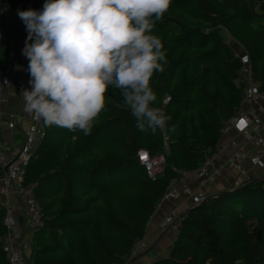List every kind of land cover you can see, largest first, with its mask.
Returning <instances> with one entry per match:
<instances>
[{
  "label": "trees",
  "instance_id": "trees-1",
  "mask_svg": "<svg viewBox=\"0 0 264 264\" xmlns=\"http://www.w3.org/2000/svg\"><path fill=\"white\" fill-rule=\"evenodd\" d=\"M150 19L166 56L163 71L150 78L152 106L167 118L165 126L140 131L115 87L106 90L88 135L42 121L23 181L34 185L41 210L29 264H125L131 257L163 193L215 148L224 122L240 108L241 59L223 30L242 47L264 90V0H171L160 20ZM6 62L0 41V70ZM139 150L163 153V172L149 178ZM242 185L189 207L167 253L146 264H264V175ZM3 214L0 264H9L1 248Z\"/></svg>",
  "mask_w": 264,
  "mask_h": 264
},
{
  "label": "clouds",
  "instance_id": "clouds-1",
  "mask_svg": "<svg viewBox=\"0 0 264 264\" xmlns=\"http://www.w3.org/2000/svg\"><path fill=\"white\" fill-rule=\"evenodd\" d=\"M170 2L44 0L39 10L18 9L28 33L24 110L46 126L88 135L106 90L115 87L140 131L162 129L167 118L152 106L150 78L163 71L166 56L150 18L160 20Z\"/></svg>",
  "mask_w": 264,
  "mask_h": 264
},
{
  "label": "built area",
  "instance_id": "built-area-1",
  "mask_svg": "<svg viewBox=\"0 0 264 264\" xmlns=\"http://www.w3.org/2000/svg\"><path fill=\"white\" fill-rule=\"evenodd\" d=\"M40 1L43 5L44 0ZM32 7V0H23L15 5L0 2V21L3 27H24L17 10ZM13 56V53L8 54L7 62L0 70V115L8 91L22 89V83L15 79L9 70V61ZM240 59L241 65L235 78L236 85L242 90L240 108L224 122L215 148L198 166L179 172L176 180L180 187L171 184L161 196L157 207L162 202L174 201L182 196H185L192 206L196 205L208 196L205 193L206 189L219 178L226 180L228 173H242V160L245 156L253 166L258 165L264 158V90L260 89L252 75L247 55L243 54ZM8 117L7 127L11 130L16 129L14 113H9ZM230 130H235L243 141L239 143L228 138ZM43 134L42 120L32 116L31 124L22 133V139L18 144L9 143L0 136V209L4 212L2 221L5 226L1 248L9 264H29L31 238L41 223V210L34 196V185L24 184L23 181L28 160ZM245 146L250 148V155L245 154ZM137 159L149 178L153 179L163 172L165 166L163 153L151 156L147 151L139 150ZM249 179L250 176L246 175L245 182ZM191 180L195 182L192 188L187 185ZM245 182L239 183L235 180L233 185L237 187ZM179 214L173 208L164 217V226L173 236ZM140 242L141 240L134 244L131 257Z\"/></svg>",
  "mask_w": 264,
  "mask_h": 264
},
{
  "label": "crops",
  "instance_id": "crops-1",
  "mask_svg": "<svg viewBox=\"0 0 264 264\" xmlns=\"http://www.w3.org/2000/svg\"><path fill=\"white\" fill-rule=\"evenodd\" d=\"M32 1L33 9L39 10L42 7L40 0ZM27 35L28 33L25 29V25L22 28H4L2 26L0 29V41L7 48V58L8 54H14L9 61V70L14 75L15 79L22 83V89L20 91H8L6 103L1 108L0 136L7 139L9 143L13 144H18L21 141L22 133L25 132L32 121V115L24 110V101L21 94L25 88L30 87L28 83L29 73L27 72L28 60L24 55H22V48L24 47ZM9 113H14L15 115L14 123L16 129L14 130L7 127ZM227 137L232 138L239 143L243 141V138L236 133L235 130H230ZM250 152V148L245 146V154L250 155ZM242 171V173H228L226 180L219 178L216 183L208 186L205 193L207 195H211L219 191L231 189L234 187L233 183L235 180L239 183L245 182L246 175H249L250 178H256L264 175V158L261 159V162L258 165L253 166L245 156L242 160ZM177 183V180H173L171 184L177 185ZM194 184V180L187 182V185L190 188H192ZM177 187H180V184H178ZM190 206H192V204L185 196H182L174 201L162 202L158 207L156 206L147 223L145 236L141 239V242L144 243L143 246L146 245L145 239L147 242L150 241V244L136 256V260L133 264H146L164 256L162 254L165 251H168L173 237L171 232L164 226V217L173 208H175L179 213H183Z\"/></svg>",
  "mask_w": 264,
  "mask_h": 264
},
{
  "label": "rangeland",
  "instance_id": "rangeland-1",
  "mask_svg": "<svg viewBox=\"0 0 264 264\" xmlns=\"http://www.w3.org/2000/svg\"><path fill=\"white\" fill-rule=\"evenodd\" d=\"M222 35H223V38H224V40H225V42L227 43V44H229L232 48H233V50H234V52L239 56V57H241V56H243V54L245 53L244 52V50L242 49V47L240 46V45H238L237 44V42H235L230 36H228V34L223 30L222 31ZM191 207V206H190ZM172 234V233H171ZM173 236V235H172ZM171 240V239H170ZM172 240H173V237H172ZM145 242H146V247L145 246H143V244L144 243H142V242H140V245H139V247H138V249L136 250V252H135V254H133V256L130 258V259H128L127 261H126V264H133L134 262H135V260H136V256L141 252V251H143L144 249H146L148 246H149V244H150V241H146V239H145ZM162 253V252H161ZM167 252L165 251L162 255H165ZM161 255V254H160ZM161 255V256H162ZM134 259V260H133ZM131 260H133L132 262H130Z\"/></svg>",
  "mask_w": 264,
  "mask_h": 264
},
{
  "label": "water",
  "instance_id": "water-1",
  "mask_svg": "<svg viewBox=\"0 0 264 264\" xmlns=\"http://www.w3.org/2000/svg\"><path fill=\"white\" fill-rule=\"evenodd\" d=\"M242 187H243V185H240V186H237V187H233L231 189H228V190H223V191L216 192L214 195L222 194V193H225L227 191H235V190H237L239 188H242ZM184 213H185V211L183 213H180L179 216H178V218H180ZM133 260H131L130 262H132Z\"/></svg>",
  "mask_w": 264,
  "mask_h": 264
}]
</instances>
